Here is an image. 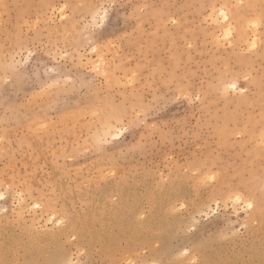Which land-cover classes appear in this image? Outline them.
Masks as SVG:
<instances>
[{
  "label": "rangeland",
  "instance_id": "obj_1",
  "mask_svg": "<svg viewBox=\"0 0 264 264\" xmlns=\"http://www.w3.org/2000/svg\"><path fill=\"white\" fill-rule=\"evenodd\" d=\"M193 261L264 264V0H0V264Z\"/></svg>",
  "mask_w": 264,
  "mask_h": 264
},
{
  "label": "bare ground",
  "instance_id": "obj_2",
  "mask_svg": "<svg viewBox=\"0 0 264 264\" xmlns=\"http://www.w3.org/2000/svg\"><path fill=\"white\" fill-rule=\"evenodd\" d=\"M103 12H104V11H103ZM93 18H94V16H93ZM102 19H103V18H102ZM93 20H95V18H94ZM121 131H122V130H121ZM120 133H121V132H115V133H114V132L111 131V129H110V131L107 133L106 137H107L108 134H109V136L111 135L110 137H114V138H115V136L120 135ZM117 138H118V137H117ZM217 204H218V203H217Z\"/></svg>",
  "mask_w": 264,
  "mask_h": 264
},
{
  "label": "snow or ice",
  "instance_id": "obj_3",
  "mask_svg": "<svg viewBox=\"0 0 264 264\" xmlns=\"http://www.w3.org/2000/svg\"><path fill=\"white\" fill-rule=\"evenodd\" d=\"M221 15H223V13H221ZM232 87L235 88V84H233ZM237 200H239V197H237ZM246 207H247L248 209H252L254 206H253L252 203H248V204L246 205ZM193 264H196V261H193Z\"/></svg>",
  "mask_w": 264,
  "mask_h": 264
}]
</instances>
